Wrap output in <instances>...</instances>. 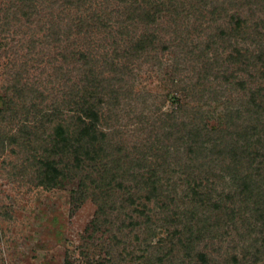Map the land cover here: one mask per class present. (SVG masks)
I'll return each instance as SVG.
<instances>
[{"label":"trees","instance_id":"16d2710c","mask_svg":"<svg viewBox=\"0 0 264 264\" xmlns=\"http://www.w3.org/2000/svg\"><path fill=\"white\" fill-rule=\"evenodd\" d=\"M3 1L0 51L13 60L0 116L24 118L0 141L30 153L12 176L43 187L78 179L77 198L95 203L92 223L110 234L108 264L132 263L140 245L123 244L142 224L150 238L137 264H264V0ZM15 59L43 63L52 105L29 99L48 98L39 76H26L30 61L22 73ZM144 66L159 72L172 110L140 114L142 139L129 147L114 141L118 108ZM211 106L221 109L217 128L206 123ZM214 213L255 238L223 253L195 240L184 259L167 248L175 234L190 239L186 222ZM158 232L167 236L153 243Z\"/></svg>","mask_w":264,"mask_h":264},{"label":"rangeland","instance_id":"374dc122","mask_svg":"<svg viewBox=\"0 0 264 264\" xmlns=\"http://www.w3.org/2000/svg\"><path fill=\"white\" fill-rule=\"evenodd\" d=\"M3 2L5 1L0 0L2 6ZM36 38L39 41L41 37L37 35ZM4 55V52L0 51V97L5 94L8 74L12 73H8V68L12 66L13 59ZM172 57V54L166 53L161 59L162 71L167 75L172 70ZM15 60L18 63L15 68L19 66L18 70L23 73L20 65L30 59ZM27 65L29 68L26 76L31 79L39 76L36 83L48 98L45 102L39 98L33 99V96L29 99L40 107L52 105L53 97L48 91L52 92L50 88L54 85V79L47 75L39 59H32ZM134 84L133 94L118 108L123 132L117 134L114 139L115 142L124 143L129 147L142 139L135 123L142 117L140 114L155 116L158 110H172L170 102H162V83L157 70H151L148 66L142 67ZM0 108H3L1 100ZM220 110L219 106H211L206 118L208 127H218ZM23 118L19 113L12 122H7L0 116V135L17 133L15 127L20 125ZM20 145L21 141L18 140H6L3 143L0 141V264H108L110 258L107 252H102L101 246L107 249L104 245L109 242L110 234L92 223L97 208L95 203L91 199L77 198L75 191L78 189V179L64 178L53 186L43 187L13 177L12 172L27 164L26 158L30 154L28 149ZM221 221L217 220L215 213L213 217L200 214L192 223H185L192 227L190 239L180 244L175 234L173 243L167 248H172L177 258L184 259L183 251L189 243L193 245L195 240L203 239L197 248L199 251L211 252L217 248L219 253H223L231 247H237V251H240L243 243L247 245L255 238L248 228L237 233L233 229L223 228ZM146 225L148 224H142L141 229L130 234L123 244L126 252L130 253L131 245H140L133 250L136 254L131 264L141 263L139 249H142L150 238ZM166 236V232H158L153 243L162 241ZM130 259L131 257L125 259L124 263L127 264ZM190 261L187 257L185 264ZM174 264H177L176 258Z\"/></svg>","mask_w":264,"mask_h":264}]
</instances>
